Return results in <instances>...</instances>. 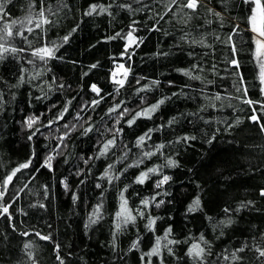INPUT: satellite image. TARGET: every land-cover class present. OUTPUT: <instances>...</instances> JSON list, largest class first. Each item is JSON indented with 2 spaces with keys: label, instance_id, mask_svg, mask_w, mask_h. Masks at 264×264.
I'll return each mask as SVG.
<instances>
[{
  "label": "trees",
  "instance_id": "1",
  "mask_svg": "<svg viewBox=\"0 0 264 264\" xmlns=\"http://www.w3.org/2000/svg\"><path fill=\"white\" fill-rule=\"evenodd\" d=\"M59 3L44 0L45 15L53 23L42 25L43 31L35 27L40 0H12L6 5L9 23L24 20L31 10L33 31L24 32L27 40L11 41V46L24 51L0 60V191L5 177L20 164L32 158L34 167L17 173L0 201L11 203L12 213L9 219L0 212V264H60L56 244L64 264H148L149 260L161 264V258L163 264H192L186 253L194 243L204 246L201 235L210 245L206 264H237L232 253L245 244V251L238 253L244 257L243 264H264V257L258 258L255 250L264 248V197L259 195L264 188V133L249 120L254 113L244 103L247 98L264 102L247 20L250 6L230 0L221 25L207 9L188 19L187 9L174 6L160 19L169 0H63L68 7L56 11ZM93 4H111V15H85ZM125 4L131 8L120 7ZM209 6L217 11L224 7L221 0H211ZM48 7L56 14L48 13ZM133 21L134 36L143 42L129 48L134 51L129 61L121 55L126 40L108 38L126 34ZM235 25L240 29L232 36L239 49V69L229 63L233 58L229 36ZM66 35L69 40L62 43ZM53 42L61 45L55 59L28 62L36 48ZM117 61L130 67L118 93L111 82ZM93 64L97 67L91 68ZM238 72L244 76L247 97L237 91ZM196 76L199 79L192 78ZM92 84L102 89L104 99L91 91ZM166 97L170 99L151 119L141 117L128 126L136 112ZM93 100H100L99 105L94 106ZM117 105L118 110L110 112ZM254 107L264 123V111L258 104ZM125 108L129 111L121 118ZM29 117L36 118L31 129L26 126ZM174 117L176 123L169 126ZM89 127L92 131L85 134ZM117 129L122 132L116 133ZM150 129L151 138L138 146V138ZM114 133L115 147L101 156L104 143ZM184 136L196 139L177 142ZM161 143L163 154L155 147ZM145 152L156 154L148 158ZM49 155L54 157L52 170L41 167ZM168 159L177 166H167ZM152 167H159L160 174H150L144 184L134 182ZM106 171L112 183L104 177ZM163 175L170 176V181L156 188ZM125 187L128 207L134 215L137 209L145 215L116 232L115 214ZM153 196L164 203L145 209L141 201ZM197 197L202 211L188 212ZM248 201L253 203L236 211ZM98 204L102 218L85 227ZM225 208L231 211L226 214ZM151 218H158L154 231L146 228ZM229 218L231 225L220 224ZM169 227V239L181 241L169 245L173 254L162 241L161 257L145 255L141 260ZM36 232L51 235L52 240H41ZM137 237L139 250H130ZM25 244L32 248L25 249Z\"/></svg>",
  "mask_w": 264,
  "mask_h": 264
},
{
  "label": "snow or ice",
  "instance_id": "2",
  "mask_svg": "<svg viewBox=\"0 0 264 264\" xmlns=\"http://www.w3.org/2000/svg\"><path fill=\"white\" fill-rule=\"evenodd\" d=\"M12 0H0V60H3L6 58L7 55H14L17 52H22L24 51L23 49H18L14 46H11V41L14 40L16 37H20L24 40H27V37L24 35V32L27 31L31 33L33 31V28L30 27L33 23V13L30 10L29 15L21 21H16L12 20L10 23L7 22V16L8 13L6 11V5L10 4ZM230 2V0H221V3L224 5L223 8H221L220 11H217L214 7H210L209 5L211 4V0H207V3L205 0H169V3L165 5L167 11L163 14L160 15V19L164 18V15H167L168 13L173 11V7H177L181 11L184 9H187L188 12L185 13V15L188 16V19L192 18L193 14H196L198 11L201 9H207V12L213 16H215L221 25L224 23V11L227 8V4ZM41 3V10L38 13H35L36 16H38L40 19L35 23L36 28H40L43 31L42 25L44 24H51L53 21L49 20L47 16L45 15V10L43 8V3L44 0H40ZM243 3L248 4L249 7V16L247 18L248 20V25H249V30L252 33V41H253V59L254 62L258 65V79L260 81V84L262 85L260 91L262 94H264V0H243ZM68 7L66 3H63V0H60L58 9L56 11H59L60 9ZM112 5L109 4L107 7L104 5H90L88 11L85 13V15L92 16L93 14H103V13H108L111 15L110 12H108V9L111 8ZM120 7H125V8H131L130 4H125V5H120ZM56 11H54L51 7L47 8V12L55 15ZM159 15V14H158ZM211 23V21H209ZM135 21H133V26L130 28V30L122 35L121 33H117L115 36L109 37V40H115V39H124L126 40V45L124 52L121 54L123 56H127L128 60H131L132 55H134V51L130 52L129 48L132 47L133 45L138 46V42L142 43L143 40L142 38H138L134 36L135 32ZM234 32L232 35L229 36V42H231V51L233 53V58L229 61V63L234 66L236 69L240 68V62L236 58V55L239 51L237 48L236 42L232 39V36L238 35L239 34V26L235 25L234 26ZM157 30V29H153ZM75 31V29H73ZM69 40V36H64L62 39V43H66ZM61 45L55 44L53 42L52 46H49L47 43L44 44V46L36 48L32 52V57L34 58L33 60H29V63H34L35 60H39L41 62L47 63L48 60L50 59H55L56 58V51L59 50V47ZM97 65L93 64L91 65V68H96ZM183 72L184 75L190 76L191 72L190 71H185V70H180ZM122 72V78H117L118 73ZM130 74V67L125 68L124 64H118L116 65V70L112 71L111 73V82L116 86L115 90L118 93L121 88H123L126 84L127 77ZM239 75V82H240V87H237V91H242L243 95L247 97L248 89L246 86H244V76L242 73H237ZM87 75V73H85ZM193 79H199L198 76L192 77ZM23 77H21V80ZM137 83H139V80H137ZM154 85L159 84V81H153L152 82ZM90 89L92 92L96 93L97 96H100L101 99H104L103 96H101L102 89L99 88L97 85L92 84L90 86ZM146 89L141 88L140 91H145ZM108 95H111L109 93ZM175 95V94H173ZM0 99H2V93H0ZM166 99H170L169 97H166L164 99H160L157 103L142 109L141 111L136 112L135 116L128 120L126 123L128 126H131L132 124L135 123L136 119L144 117L147 119H151L152 115L157 112V110L163 105L166 101ZM216 99H220L219 96L216 97ZM100 100H93L92 104L94 106L99 105ZM244 103L248 104L250 107H252L253 115L249 117V120L257 123L258 127L260 128L261 132L264 133V123L260 121V118L255 114L256 108L254 105H259L260 110L264 111V102L262 101H253L250 98L244 99ZM119 108V105L116 107L110 109V112L112 111H117ZM67 111V109H65ZM129 110L127 108L124 109V112L120 113L121 118L123 117L124 113H127ZM61 114V118H62ZM36 123V118L29 117L26 121V126L31 129L33 125ZM176 123V118L174 117L172 120L168 121V125L171 126L172 124ZM237 124L240 123L239 120L236 122ZM162 127V126H161ZM92 131V127H89L85 129V134L88 132ZM151 129L149 130L148 133H145L144 135L140 136L137 140V145L142 146L145 142V138L147 137L148 139L151 138L150 133ZM122 132V129H117L116 133ZM32 137L29 136V140H31ZM196 137L194 136H184L180 137L177 142L183 141L187 143L189 140H195ZM214 139V138H213ZM212 141L209 140V143ZM116 145V139H115V133L113 139L107 140L106 143L103 145V151L100 153L101 156H104L110 149V147H115ZM156 152H159L161 154L162 150L165 148V145L163 143L156 145ZM155 152H145L143 155L145 157L151 158ZM54 157L52 155L47 156L44 161L41 164V167H45L49 170L53 169V161ZM143 161H139V163H142ZM167 166L170 167H175L177 166L176 161L172 159L167 160ZM30 167H34L32 163V158H29L26 162L20 164L18 167L12 170L11 174L7 175L5 179L3 180V190L0 191V201H3L4 197L7 195V186L13 182L14 177H16L17 173L24 169H28ZM113 166L109 165V168L111 169ZM35 170V169H34ZM123 174V173H121ZM150 174H160L159 173V167H152L148 168L147 171H142L140 175L136 178L134 181L135 183L138 184H144L148 179H150ZM104 177L108 179L109 183H112L113 177L109 174L108 171L104 173ZM115 179H119V177H115ZM171 177L167 175H163L162 179H159L155 182V187L160 188L164 184H166L168 181H170ZM65 188H67V184L64 185ZM97 187H100V185H97ZM127 191V187H125L121 193H120V206L119 210L115 214L116 218V223H115V230L116 232H120L123 230L124 227H126L129 224H135L137 220V216L143 218L145 215V212L143 210L137 209L136 210V215L133 214L132 209L128 207V200L126 199L124 193ZM158 195V194H157ZM259 195L261 197H264V188H262L259 192ZM11 199V198H10ZM77 199L76 196H73V200ZM163 200H157L155 196L151 197L150 199H144L141 201V204L144 206L145 209L149 208L150 206H155L156 208H159L161 204H163ZM253 202L248 201L246 204L242 203L239 208L236 209V211H240L243 208L248 207L251 205ZM43 207V205H41ZM11 208V203L9 204H3L0 203V212L3 214H6L9 219H11L12 213L9 211ZM101 208L102 205L98 204L95 208V210L92 212V214L88 218V224L85 225V227H90L91 225H94L98 222L99 219L102 218L101 215ZM196 211H202V204L201 200L199 197L195 198L193 202L189 205L188 207V212H196ZM231 210L225 208L224 212L227 214ZM156 219L158 218H151L148 220V223L146 225V228L149 231H154V225L156 223ZM211 219V218H209ZM233 223V220L231 218L222 220L220 221V224L228 226ZM172 229L169 227L163 237H157L155 240V245L151 248V250L147 253L142 254L141 260L144 259V256H148L149 258L152 256H157L161 257V250H162V241H166V243L163 244L164 248H167V251L169 254H173V250L169 245H174L181 243V241L175 240V239H169V236L171 235ZM23 235H28V233H22ZM223 233L221 232V235ZM35 235L39 237L41 240L44 241H51L52 237L51 235H42L40 232H36ZM200 241L203 243L204 246H201V243H194L191 245V247L187 250L186 255L191 259L192 264H206L205 262V256L210 253V245L207 240H205L204 236H200ZM139 244H140V238L137 237V240L133 242L131 245L130 250H139ZM113 246H115V233L113 235ZM25 249H31L32 245L31 244H25L24 245ZM247 248V245L245 244L243 247H239L232 253V260L234 262H237V264H243L244 257L238 255V253H242L245 251ZM59 249L60 246L59 244L55 245L54 251L57 253V259L60 261V264H64V260L60 257L59 255ZM256 252L259 254V257H264V248L257 247ZM28 255L31 257V252L28 253ZM224 259H229L228 256H225ZM148 264H151V260H149ZM161 264H163V259L161 258Z\"/></svg>",
  "mask_w": 264,
  "mask_h": 264
},
{
  "label": "rangeland",
  "instance_id": "3",
  "mask_svg": "<svg viewBox=\"0 0 264 264\" xmlns=\"http://www.w3.org/2000/svg\"><path fill=\"white\" fill-rule=\"evenodd\" d=\"M125 68H126V67H125ZM120 73H121L120 75H119V73H118V75H119L120 77L117 76V78H122V72H120Z\"/></svg>",
  "mask_w": 264,
  "mask_h": 264
},
{
  "label": "built area",
  "instance_id": "4",
  "mask_svg": "<svg viewBox=\"0 0 264 264\" xmlns=\"http://www.w3.org/2000/svg\"><path fill=\"white\" fill-rule=\"evenodd\" d=\"M121 64L120 62H115V65ZM120 75V74H119ZM118 76V75H117Z\"/></svg>",
  "mask_w": 264,
  "mask_h": 264
},
{
  "label": "bare ground",
  "instance_id": "5",
  "mask_svg": "<svg viewBox=\"0 0 264 264\" xmlns=\"http://www.w3.org/2000/svg\"><path fill=\"white\" fill-rule=\"evenodd\" d=\"M124 65L126 66V64L124 63Z\"/></svg>",
  "mask_w": 264,
  "mask_h": 264
}]
</instances>
